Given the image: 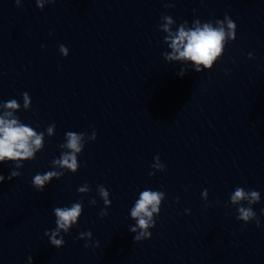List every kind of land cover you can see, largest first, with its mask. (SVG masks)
<instances>
[{"label": "clouds", "instance_id": "1", "mask_svg": "<svg viewBox=\"0 0 264 264\" xmlns=\"http://www.w3.org/2000/svg\"><path fill=\"white\" fill-rule=\"evenodd\" d=\"M49 3L54 0H48ZM17 6L20 5L19 0H16ZM37 6L42 10L44 7V0H36ZM166 24L163 25V30L168 33L165 37V41L169 44L172 52L164 53L167 60H180L190 61L194 64V71L197 73L205 70H211L213 68V62L219 57L222 58L224 52L226 38L236 39V24L235 22L225 15L223 20H216L213 26V22H205L201 25L199 20L194 21V29L185 30V26L182 24L179 27L178 32L172 33L169 30L168 25L173 23L170 16L165 15L162 17ZM61 52L66 53V49L63 45H60ZM251 57V54H249ZM187 73L186 69H181L178 75L183 77ZM24 107L28 108L31 101L27 92L23 94ZM6 109L16 110L19 108V104L15 99L6 102L3 105ZM13 116V111H7L3 116H0V163L5 161L15 162V169H20L23 164L19 161L26 159H34V153L40 150L42 145L43 133H37L32 127L19 123L18 119L8 117ZM52 126L48 127L47 131L51 135ZM66 144L60 145L62 148H66L69 151L62 153L59 159H54L52 164L57 167L67 168L73 173L78 168L77 153H80L83 149L81 143L83 133L69 131L66 134ZM96 134L93 139L95 140ZM157 164L152 167L164 170V165L159 163V156L154 158ZM21 175L19 171H11L8 179L11 180L14 177ZM59 175L55 171H48L44 174H36L32 180L33 186L38 191H43L45 185L52 179V177ZM149 175H155V172H150ZM5 180L4 175L0 174V183ZM89 191L87 185L78 188V192ZM99 195L103 199L104 204L108 205V191L103 186L99 187ZM165 193L163 191L144 190L140 193V198L135 202V206L131 209V217L136 220V226L130 227L129 231L137 233L134 236V241L139 242L151 237L150 228L155 226V220L153 214L160 213L161 201L164 200ZM247 201L249 205L258 203L260 201V193L255 190L245 191L243 187H237L234 193L230 197V202L233 205H240L237 209V219L247 223L254 220L257 226L260 225V221L257 218L256 213L251 207H245L241 203ZM92 205H95V199L90 201ZM55 215L56 227L54 230L45 231V235L49 237L51 245L56 248L63 247L65 244L64 238L61 232L68 233L73 225L77 224L78 219L81 217L83 206L82 202L73 203L70 207H56L53 209ZM186 212L189 210H185ZM264 213V209L261 210ZM107 208L105 207L99 213L100 217L106 216ZM139 229V231H138ZM60 237L57 239V237ZM85 237H92L91 231L82 232L79 234L78 239H84ZM89 245L86 243L85 247ZM29 264H32V257L28 258Z\"/></svg>", "mask_w": 264, "mask_h": 264}]
</instances>
